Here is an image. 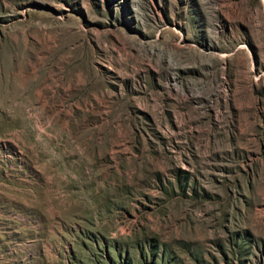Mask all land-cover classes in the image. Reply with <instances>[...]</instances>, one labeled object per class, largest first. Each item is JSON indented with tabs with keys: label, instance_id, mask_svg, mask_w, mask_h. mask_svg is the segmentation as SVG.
I'll return each mask as SVG.
<instances>
[{
	"label": "rangeland",
	"instance_id": "374dc122",
	"mask_svg": "<svg viewBox=\"0 0 264 264\" xmlns=\"http://www.w3.org/2000/svg\"><path fill=\"white\" fill-rule=\"evenodd\" d=\"M0 264H264V0H0Z\"/></svg>",
	"mask_w": 264,
	"mask_h": 264
}]
</instances>
